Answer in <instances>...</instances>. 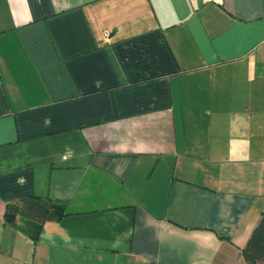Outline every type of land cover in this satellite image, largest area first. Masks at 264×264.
Masks as SVG:
<instances>
[{
	"label": "crops",
	"instance_id": "obj_1",
	"mask_svg": "<svg viewBox=\"0 0 264 264\" xmlns=\"http://www.w3.org/2000/svg\"><path fill=\"white\" fill-rule=\"evenodd\" d=\"M262 212L264 0H0V264H246Z\"/></svg>",
	"mask_w": 264,
	"mask_h": 264
},
{
	"label": "trees",
	"instance_id": "obj_2",
	"mask_svg": "<svg viewBox=\"0 0 264 264\" xmlns=\"http://www.w3.org/2000/svg\"><path fill=\"white\" fill-rule=\"evenodd\" d=\"M18 215L38 222L39 228L45 221L58 220L67 215L65 202L50 195H23L17 200L6 203L3 220L13 223ZM246 264H264V212L241 249Z\"/></svg>",
	"mask_w": 264,
	"mask_h": 264
}]
</instances>
